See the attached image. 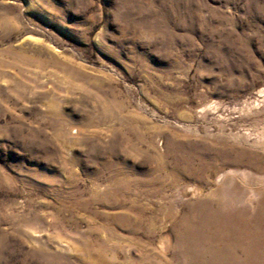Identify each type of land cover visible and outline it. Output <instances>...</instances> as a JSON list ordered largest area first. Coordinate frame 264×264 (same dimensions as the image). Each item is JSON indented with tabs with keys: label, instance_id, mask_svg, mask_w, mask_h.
<instances>
[{
	"label": "rangeland",
	"instance_id": "374dc122",
	"mask_svg": "<svg viewBox=\"0 0 264 264\" xmlns=\"http://www.w3.org/2000/svg\"><path fill=\"white\" fill-rule=\"evenodd\" d=\"M261 200L264 0H0V264H187Z\"/></svg>",
	"mask_w": 264,
	"mask_h": 264
},
{
	"label": "bare ground",
	"instance_id": "6f19581e",
	"mask_svg": "<svg viewBox=\"0 0 264 264\" xmlns=\"http://www.w3.org/2000/svg\"><path fill=\"white\" fill-rule=\"evenodd\" d=\"M202 167L203 163L197 168L201 169ZM194 168L192 158H187L182 170L188 173L192 172ZM260 203L264 205V200H261ZM225 216L226 224H217L211 234L206 235L204 229L209 223L213 222L212 216L206 214L201 217L199 213L188 215L187 237L191 238L188 243L192 245L194 253H190L193 256L187 264H239L236 254L240 249L246 255H254L256 254L255 248H264L263 244L250 238L247 231L248 223L234 221L233 215ZM251 218V222L258 223L260 221V223H264V216L259 211ZM240 245L247 246L246 251L239 247Z\"/></svg>",
	"mask_w": 264,
	"mask_h": 264
}]
</instances>
